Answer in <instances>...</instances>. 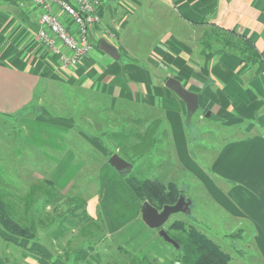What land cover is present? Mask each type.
Listing matches in <instances>:
<instances>
[{
    "label": "crops",
    "instance_id": "crops-1",
    "mask_svg": "<svg viewBox=\"0 0 264 264\" xmlns=\"http://www.w3.org/2000/svg\"><path fill=\"white\" fill-rule=\"evenodd\" d=\"M164 1L175 15L178 28L186 30L183 37L169 35L167 50L158 52V49L142 65L128 53H124L125 59L121 61V53L116 60L101 49H94L77 67L63 69L59 58L49 53L37 38L39 10L29 3L22 6L21 0H0V116L9 118L13 124L10 138L0 135V146H11L12 161L27 164L31 170L35 169L38 145L52 151L45 154V164L60 166L55 169L51 166V171H97V194L88 201H93L87 205L89 215L102 213L111 239L125 234L128 240H133L128 233L132 227L138 235L149 234L143 243H157L165 255L156 259L171 264L176 254L160 244L159 230L151 229L143 221L138 199L123 174L110 166L107 151L91 133L98 122L114 120L116 116L125 118L133 108L141 116L145 112L148 118H155L148 123L159 120L158 111L164 112L180 156L183 154L186 160L179 147L184 144L183 116L187 107L165 86V79L174 77L199 95L200 107L217 108L216 117H222L225 125H235L242 132L241 139L224 145L213 163L214 174L223 181L215 182V177L209 176L200 181L223 210V226L227 231L223 240H229L238 231L241 232L238 237L249 239L239 246L234 242L221 245L230 264H264V0ZM122 6L127 9L128 5L109 4L102 16L113 17ZM61 16L72 29L73 24L63 13ZM213 24L250 40L259 60L245 64L240 57L224 51H198L195 44L200 39L196 34H204ZM97 32L92 40L99 46L105 35L99 38ZM154 55L164 57L166 63H155ZM47 103L64 108L67 117L62 120L52 117L45 109ZM245 133L249 136L244 137ZM139 134H148L146 126ZM159 134L160 130L149 132L155 147ZM193 171L202 174L195 168ZM200 176L204 178L203 174ZM34 180L35 177L33 184ZM26 200L30 204L33 201L31 197ZM71 200L79 198L64 194L35 200V205L50 206L58 201L59 207L66 208L62 212L55 207L53 214L45 209L43 214L39 208L32 209L31 223L26 224L34 229L32 238L7 235L0 227V264H89L90 256L85 257V247L77 244L76 227H72L80 218L81 208L71 211ZM239 220L244 224L239 225ZM233 221L239 226L234 227ZM37 224L41 227L37 228ZM244 225L251 226L253 231H245ZM169 252L171 257L166 256Z\"/></svg>",
    "mask_w": 264,
    "mask_h": 264
},
{
    "label": "rangeland",
    "instance_id": "rangeland-1",
    "mask_svg": "<svg viewBox=\"0 0 264 264\" xmlns=\"http://www.w3.org/2000/svg\"><path fill=\"white\" fill-rule=\"evenodd\" d=\"M122 2L128 5L127 9H124L123 6L121 8L117 7L118 9L117 11L115 10L116 12H114L113 17L104 14L105 17L102 16L101 18L104 28L98 26L96 29L99 38L105 35L104 39L117 48H125L119 49L121 61L125 59L126 55L124 53H128L127 55L132 56V58L136 57L144 65L149 56L152 53H156L158 49L167 50V47H169L168 42L170 41L169 35H180L183 37L182 33L186 30L178 28L175 15L168 8L166 1L124 0ZM14 9L21 12L17 8ZM111 35L115 36L112 37ZM196 36V38L201 39L203 34L199 33ZM115 39L116 41H113ZM195 47L200 51L197 42ZM95 50H100L96 43ZM158 52H161V50ZM154 56L155 63H166L164 57ZM164 67L165 65L163 64L162 68L164 69ZM43 85L41 87H45ZM48 107H45V109L57 120H62L68 115L64 108H59L54 104H48ZM216 111L217 108L200 107L192 116H189L188 111L183 116L184 144L182 147H178L184 153L186 160L183 159V154L180 156L175 139L171 135L173 129L165 118V113L158 111L157 116L162 123L160 124L157 145L154 149L144 151L134 158L132 175L139 178L159 179L165 183L173 181L185 193L184 197L186 200L191 201V213L172 215L164 225L165 229H168L175 220H183L187 223L195 224L199 230L205 232L220 245L224 246V242H234L239 246L241 241L247 243L249 239L246 240L243 237H238L239 233H241L238 231L237 233L234 232L235 236H231L232 238L229 240H223V235L227 232L223 226V210L214 202L209 191L200 181L202 179L207 180L209 177L212 179L215 177V182L219 180L223 181L222 179H218L219 177L214 174L213 163L220 155L225 144L241 139L240 135H242V132L237 131L235 125H225L222 117H216ZM207 112H211L209 117L206 116ZM0 119H2L0 123V135L10 138L13 126L11 120L9 118L4 119L1 116ZM121 120L124 121V118H119L117 121ZM126 123H128V120ZM47 131L49 130L47 129ZM92 131H95V129L92 128ZM247 136L249 134L245 133L244 137ZM111 147H113V144H111ZM12 151L14 150L11 146H0V194H3L10 204L14 211L13 214L18 221L27 225L28 222L31 223L33 217H31V210H34L35 207L42 211L41 214H43L44 209L53 214L55 207H58L62 212L65 211L63 208H66L59 207L60 203L58 201L50 204V206L44 205V203L35 205V200H39L45 196L62 197L64 194L70 196V198L78 196L81 204V213L77 224L72 227H76L77 244H83L85 247V257L90 256L88 259L89 264H112L113 261L117 262V264H122L123 260L120 259L118 254H115L116 251H113L114 246L117 244L123 246L137 257L158 258L165 255L157 243H152V241H148L146 244L143 243L149 239V234L138 235V231L134 227L128 231V233L132 234L133 240H128L125 234L116 235L111 239L107 236L105 230L102 238L99 239V231L97 229L101 228V222L94 224L93 219L98 218V215L102 217L103 215L97 211V215L91 217L87 206L93 204V201L90 203L88 201L97 194L95 182L97 171H51L49 168L55 169L57 166L58 168L60 166L45 164V154L52 153V151L49 148H41L38 145L36 146L35 169L31 170L32 167L27 164H17L12 161ZM129 151L130 149H126L124 152L129 156L131 153ZM2 152H10L11 154L3 155ZM180 160L186 164V167L182 165ZM187 163H189L188 167ZM193 168L200 171L204 175V178H201L200 175L202 174L194 173ZM61 174L64 175L61 176ZM122 176L126 182L124 175ZM34 177L35 182L33 184L32 180ZM127 177H130V174H127ZM129 188L131 189L130 186ZM131 191L135 195L132 189ZM20 196H24V198ZM28 197H31V200H33L31 204L28 203V199L26 200ZM40 217L43 221L44 216L41 215ZM45 221L46 224L49 223L48 218ZM232 223L234 227L244 224H241L242 221L240 220L239 225L235 221ZM36 227L40 228L41 225L37 224ZM243 229L245 231H253L251 226L244 225ZM71 230L72 228H70ZM72 232L75 234V231ZM100 232L102 233V231ZM234 239H237V241H234ZM160 244L166 245L171 252L177 253L176 248L172 244L164 242L162 237L160 238ZM169 254L170 252L166 253V256L171 257Z\"/></svg>",
    "mask_w": 264,
    "mask_h": 264
},
{
    "label": "trees",
    "instance_id": "trees-1",
    "mask_svg": "<svg viewBox=\"0 0 264 264\" xmlns=\"http://www.w3.org/2000/svg\"><path fill=\"white\" fill-rule=\"evenodd\" d=\"M100 14L102 16L103 11ZM198 46L201 52H216L220 50L234 54L240 57L242 63L245 64L256 63L259 60V54L250 40L237 34L236 31L223 30L215 24L210 30L204 32ZM166 80L167 78L165 82ZM137 110V108L131 109L124 121H117L122 117L116 116L114 120L110 119L107 122H98L96 124L95 131L91 133L92 137L105 148L108 158L117 153L134 164L136 156L149 149H154V138L150 137L149 132L160 130L161 121L155 120L152 123H148L149 120L155 118H148L145 116V112L141 116ZM127 120L128 123H126ZM145 126L148 134L140 136L139 132ZM111 144H113V147H111ZM126 149H130L129 152L131 153L129 156L124 152ZM131 172L122 174L141 206L148 201L153 207L161 211L165 206L175 205L181 196H185V193H183L177 183L173 181L165 183L154 178H139L132 175L133 172ZM127 174H130V177L126 178ZM70 204L73 205L70 209L73 212L81 208L79 200H71ZM13 212L4 195L0 194V227L3 228L7 235L32 238L34 229L18 221ZM98 222H101V228L97 229L99 231V239H101L102 234L106 231V225L100 215H98V218L93 219L94 224ZM166 231L179 245V248H176L175 259L171 264H230L229 256L223 251L221 245L211 239L205 232L199 230L195 224H190L183 220H175ZM113 251H116L117 253L115 252V254H118L120 259L123 260L122 264H163L156 258L137 257L119 244L114 246ZM114 262L112 264H117V262Z\"/></svg>",
    "mask_w": 264,
    "mask_h": 264
},
{
    "label": "built area",
    "instance_id": "built-area-1",
    "mask_svg": "<svg viewBox=\"0 0 264 264\" xmlns=\"http://www.w3.org/2000/svg\"><path fill=\"white\" fill-rule=\"evenodd\" d=\"M122 1L124 0H27L21 5L29 3L33 9L39 10V42L49 53L58 56L63 69H71L81 64L95 49L92 38L97 27L102 26L101 11L109 4L115 5ZM61 13L73 24L72 29L63 20Z\"/></svg>",
    "mask_w": 264,
    "mask_h": 264
},
{
    "label": "water",
    "instance_id": "water-1",
    "mask_svg": "<svg viewBox=\"0 0 264 264\" xmlns=\"http://www.w3.org/2000/svg\"><path fill=\"white\" fill-rule=\"evenodd\" d=\"M100 49L114 59H119V51L116 46L109 43L106 39H102L99 44ZM165 86L174 92L187 107L189 116L195 114L200 108L199 95L185 88L182 82L174 77H169ZM211 112H207L206 116L209 117ZM109 164L115 170L120 173H130L133 169V165L121 157L119 154H114L109 158ZM191 201L186 200L184 196H181L178 202L173 206H165L163 210L159 211L153 207L148 201L144 202L141 208L142 219L151 229H158L159 235L166 242L172 244L175 248H179L178 243L167 233L164 225L169 218L177 213L190 214Z\"/></svg>",
    "mask_w": 264,
    "mask_h": 264
}]
</instances>
